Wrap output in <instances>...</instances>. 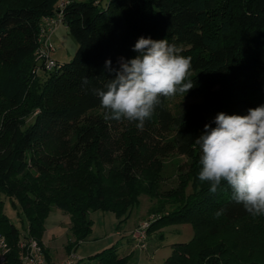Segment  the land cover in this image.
Instances as JSON below:
<instances>
[{"label":"trees","instance_id":"16d2710c","mask_svg":"<svg viewBox=\"0 0 264 264\" xmlns=\"http://www.w3.org/2000/svg\"><path fill=\"white\" fill-rule=\"evenodd\" d=\"M56 1L0 0L3 264H20L25 236L48 259L42 236L53 206L69 215V254L90 234V212L127 218L141 194L151 200L146 234L171 223L193 228L189 240L171 245L163 264H264V216L235 203L226 182L209 192L198 179L194 143L205 124L215 127L217 113L243 115L264 104V0H71L63 22L78 46L69 61L48 71L34 52L39 21ZM141 36L165 38L191 57L194 87L175 96L200 97L176 114L163 99L143 129L104 120L91 91L112 78L106 59L118 67L119 57L133 58ZM172 155L185 158L176 166L177 184L159 192L163 160ZM3 196L17 202L22 234L4 213ZM130 255L119 256L116 242L73 264H126Z\"/></svg>","mask_w":264,"mask_h":264},{"label":"clouds","instance_id":"9594fccd","mask_svg":"<svg viewBox=\"0 0 264 264\" xmlns=\"http://www.w3.org/2000/svg\"><path fill=\"white\" fill-rule=\"evenodd\" d=\"M132 50L138 54L119 57L118 67L106 59L105 70L112 78L91 91L99 98L104 120L125 119L143 129L163 99L194 87L193 69L191 57L181 55V49L165 38L141 36ZM214 124H205L194 141L200 149L198 179L209 185L212 194L226 182L235 203L254 217L264 216V104L243 115L221 111Z\"/></svg>","mask_w":264,"mask_h":264},{"label":"rangeland","instance_id":"374dc122","mask_svg":"<svg viewBox=\"0 0 264 264\" xmlns=\"http://www.w3.org/2000/svg\"><path fill=\"white\" fill-rule=\"evenodd\" d=\"M101 1L104 3L106 0ZM52 44L55 47L52 56L59 63L69 61L78 46L77 41L68 32L65 25L59 26L53 34ZM199 99L200 97L196 95H179L168 98L166 100V105L173 114H176L184 105L199 101ZM30 121L31 119H28V122ZM184 160V157L178 155H172L163 160L160 173L161 181L158 185L159 192L166 191L176 186L178 172L176 166L179 162ZM187 190H189V187ZM2 201L4 213L7 214L22 234L25 229V219L19 212L17 202L13 200V204L9 198L4 196L2 197ZM150 204L151 200L148 196L146 194H141L139 196L138 205L130 210L127 218L121 220L111 211L95 210L90 212L92 229L87 238L74 249L75 257L85 260L88 256L118 241V246L121 244L126 247L127 241L130 242L131 240L130 234H126L127 231L130 228L133 230L140 223L149 221L152 217L147 213ZM169 209L170 208L167 206L166 210ZM68 218L69 215L67 213L53 206L44 219V226L47 230V234L50 232L55 237L51 240L52 246L55 247V250H60L57 256L59 259H64L70 254L67 253L65 248L67 237L64 233V227L68 228ZM116 231H120V234H116ZM146 236V245L144 248L135 247L133 242L130 244V249H128L130 252L131 250L133 251V258H131L129 262L127 261L128 263L126 264H163L164 260L171 253V245L176 242L189 240L193 236V228L188 222L165 224L157 227L149 234H146ZM123 254L124 250L120 252V255Z\"/></svg>","mask_w":264,"mask_h":264},{"label":"built area","instance_id":"2783aa9c","mask_svg":"<svg viewBox=\"0 0 264 264\" xmlns=\"http://www.w3.org/2000/svg\"><path fill=\"white\" fill-rule=\"evenodd\" d=\"M71 0H57L53 13L44 15L39 21L38 45L34 52V58L39 65L50 71L59 66L57 60L52 56L55 47L52 44V36L59 26L64 25L63 10ZM39 68V66H37ZM37 68L34 69L36 72ZM150 221H144L129 232L135 247L144 248L146 243V228ZM20 264H73L77 257L70 253L66 258L50 261L46 258L43 248L31 237H23L19 243ZM8 248L2 236H0V264L4 262L5 253Z\"/></svg>","mask_w":264,"mask_h":264},{"label":"crops","instance_id":"0c3cea01","mask_svg":"<svg viewBox=\"0 0 264 264\" xmlns=\"http://www.w3.org/2000/svg\"><path fill=\"white\" fill-rule=\"evenodd\" d=\"M75 1H81V0H75ZM68 222H70V219L69 218H68ZM69 226L70 225L68 224V228H65L64 227V230H65L64 233H65V235L67 237L66 242L71 238V235L69 233ZM129 230H131V228ZM129 230L127 231L126 234H128L130 232ZM115 233L119 235L120 234V231H116ZM53 238H55L53 236V234L50 233V232H49V234H47V230L45 229V226H44V232H43V236H42V243H43V245H44V247L46 249V254H47L48 260H50V261H57V260H60L59 257H57L58 256V252H60V250H55V247L52 246L51 240ZM82 242L83 241H81L80 243H82ZM132 242H133L132 240H130V242L127 241L126 247H125V245H121V244H120V246H118L119 256H124V255L130 254L132 252L131 255H130V259L128 260V262L131 260V258H133V251L132 250H131V252L129 251V249H130L129 246H130V244H132ZM117 244H119V241L117 242ZM122 250H124V254L123 255H120V252ZM72 254H74V252H72Z\"/></svg>","mask_w":264,"mask_h":264}]
</instances>
